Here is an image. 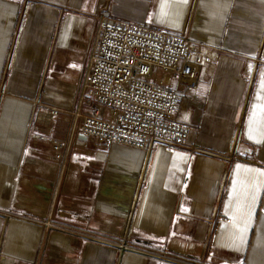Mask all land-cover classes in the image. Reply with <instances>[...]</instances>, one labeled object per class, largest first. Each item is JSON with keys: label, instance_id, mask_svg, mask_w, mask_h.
Segmentation results:
<instances>
[{"label": "crops", "instance_id": "obj_1", "mask_svg": "<svg viewBox=\"0 0 264 264\" xmlns=\"http://www.w3.org/2000/svg\"><path fill=\"white\" fill-rule=\"evenodd\" d=\"M100 16L209 49L184 146L93 148L64 114L30 151L35 112L80 101ZM263 30L264 0H0V264H117L122 242L120 264H264Z\"/></svg>", "mask_w": 264, "mask_h": 264}, {"label": "built area", "instance_id": "obj_2", "mask_svg": "<svg viewBox=\"0 0 264 264\" xmlns=\"http://www.w3.org/2000/svg\"><path fill=\"white\" fill-rule=\"evenodd\" d=\"M99 18L98 41L83 79V92L97 108L84 113L80 106L70 111L47 106L37 112L34 129L44 127V133L34 136L30 151L36 153V142L50 138L61 114L69 116L72 133L93 148L119 145L143 150L149 156L157 147L184 146L190 127L177 117L178 90L196 84L197 72L212 62L209 49L185 35ZM258 53V61H264V30ZM10 61L9 56L5 70ZM160 77L166 78L161 81ZM173 79L175 89L170 88ZM2 97L1 89L0 102ZM49 141L53 151L59 152L61 143ZM115 246L117 264L125 252H141L126 242Z\"/></svg>", "mask_w": 264, "mask_h": 264}, {"label": "rangeland", "instance_id": "obj_3", "mask_svg": "<svg viewBox=\"0 0 264 264\" xmlns=\"http://www.w3.org/2000/svg\"><path fill=\"white\" fill-rule=\"evenodd\" d=\"M83 96H86L87 97V95L83 92V82H82V86H81V95H80V101L78 102V104H77V106L76 107H74L73 108V110H76L79 106H80V109L82 110V111H84V104L82 103V99H85ZM1 100H2V98H1ZM50 107H54V106H50ZM46 108V107H45ZM45 108L43 109V110H39V111H37V112H42V111H44L45 110ZM57 108V107H56ZM60 109V108H59ZM64 111H66V110H64ZM91 111V110H90ZM176 111H177V109H176ZM37 112H35V114H34V117H33V128H34V125H35V118H36V114H37ZM84 113H87V111H85ZM177 113V112H176ZM62 115H64V114H61L60 116H59V118H58V120L60 119V118H62ZM66 115V114H65ZM57 123V122H56ZM55 123V124H56ZM126 243H128V242H126Z\"/></svg>", "mask_w": 264, "mask_h": 264}, {"label": "bare ground", "instance_id": "obj_4", "mask_svg": "<svg viewBox=\"0 0 264 264\" xmlns=\"http://www.w3.org/2000/svg\"><path fill=\"white\" fill-rule=\"evenodd\" d=\"M166 77H160V80L161 81H164Z\"/></svg>", "mask_w": 264, "mask_h": 264}]
</instances>
